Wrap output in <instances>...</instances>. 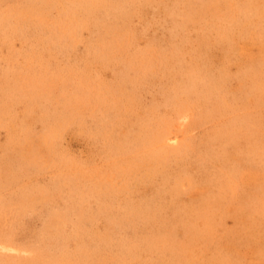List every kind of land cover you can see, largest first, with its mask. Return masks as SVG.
I'll list each match as a JSON object with an SVG mask.
<instances>
[{
	"label": "rangeland",
	"instance_id": "rangeland-1",
	"mask_svg": "<svg viewBox=\"0 0 264 264\" xmlns=\"http://www.w3.org/2000/svg\"><path fill=\"white\" fill-rule=\"evenodd\" d=\"M0 264H264V0H0Z\"/></svg>",
	"mask_w": 264,
	"mask_h": 264
}]
</instances>
